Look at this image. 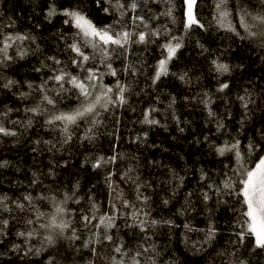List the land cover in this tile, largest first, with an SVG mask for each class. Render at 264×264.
I'll return each instance as SVG.
<instances>
[{"label": "snow or ice", "instance_id": "6c2138e0", "mask_svg": "<svg viewBox=\"0 0 264 264\" xmlns=\"http://www.w3.org/2000/svg\"><path fill=\"white\" fill-rule=\"evenodd\" d=\"M164 2L166 10L152 16L149 15L148 0H44V20L52 24L57 17L62 18L56 37L63 43V50L72 54L68 64L74 66L77 72L73 74L68 70L67 64L58 55L45 56L40 61L41 66L34 67L33 71H47L48 75L40 83H34L21 82L5 74L16 60L29 54L35 55L41 49L31 31L15 30L16 22L12 17L5 18L4 0H0V92L15 89L13 94L23 102L21 109L8 105L0 108V138L26 135L34 129L39 118L42 120L40 127L50 133L56 132L57 136L53 140L36 139L32 143L45 145L49 153L70 145L82 126L85 127L77 140L95 141L104 124L103 114L114 115V109L127 105L129 96L133 94L131 85L122 82L118 76V72L135 76L138 71L137 65L130 61L125 63L132 54V45L154 43V37L164 36L166 42L160 45L164 58L158 61L151 78L153 84L169 74L170 62L184 46V36L173 35L167 26L162 30L152 29L151 20L162 15L175 24L179 12L185 36L195 28L208 30L200 15L201 0ZM138 9L143 14H137ZM212 16V24L218 30L231 34V38L247 44L254 52L264 53V0H213ZM63 26H69L72 31L66 32ZM198 46L207 51L203 44ZM260 59L264 60V56ZM114 60H121L124 66L114 68ZM211 63L220 75L230 74L233 70L230 64L219 59ZM238 67L243 68V65ZM106 75L117 78L114 85L104 83ZM179 79L184 80L185 75H180ZM50 84L54 86L51 89ZM25 87L27 91L23 90ZM229 88L228 82H222L216 92L225 93ZM50 91L53 95H49ZM69 98L75 101V106L60 110L59 104ZM236 100L242 109L238 121L239 133L244 134L245 126L253 120L256 112L264 109H259L251 86L245 87ZM200 102L204 104L208 117L216 121V132L230 136L218 145H209L217 156L228 161H222L223 170L210 176L203 168L198 169V184L202 186L195 192L189 190L183 210H178L180 216L195 211L191 199L195 195L203 205L208 221L206 228L196 229L187 222L180 225L171 219L151 218L148 207L151 198L141 192V188H150L151 184L134 177L132 168L122 171V178L134 184L135 199L139 204L126 199L122 192L116 193L110 183L114 173L109 172L105 182L115 193L114 199L109 202L110 210L101 213L99 203L89 190L87 208H80L77 220L76 210H70L67 205L69 201L81 204L84 200L77 194L78 182L72 190L64 191L45 186L40 177H54V168L50 167L46 173H33L24 186L25 191L19 196L0 192V257L9 256L6 264H12V257L20 264H36L35 258H41L40 264H68L69 261L71 264H164V246L158 245L154 239V230L161 225L169 229L182 227L185 230L182 239L186 244L189 240L186 233H203L202 242H192L194 254L207 253L223 227L227 230V245L223 250H214L215 255L212 256L213 261L220 258V264H249L244 255L264 256V126L255 128L251 135H244L242 141L239 135H231L224 120L212 110L210 105L213 101L207 93L203 94ZM172 103H175L174 98ZM154 111L156 109L148 108L140 123L158 125L160 121L152 118ZM14 112L17 118L10 119ZM21 112L24 113L23 118H20ZM230 117L231 111L228 110L224 118ZM174 119L179 123L178 117ZM146 137L147 132L143 138ZM204 139L207 141L208 137ZM32 151L39 150L33 147ZM117 159L118 154L99 156L92 167L114 164ZM9 166L7 160L0 161V168ZM184 180L185 177L172 171L169 180V183L175 181L172 196L183 187ZM33 188L42 190L34 196L30 190ZM46 192L55 194L45 195ZM44 202L48 203L51 211L41 210L40 205ZM169 202L168 199L162 200L165 206ZM221 210L226 217L222 225L215 219ZM228 213H231L230 217ZM118 221L122 223L118 224ZM121 228L130 230L134 243L129 244L119 236ZM176 264L182 262L177 260Z\"/></svg>", "mask_w": 264, "mask_h": 264}, {"label": "trees", "instance_id": "16d2710c", "mask_svg": "<svg viewBox=\"0 0 264 264\" xmlns=\"http://www.w3.org/2000/svg\"><path fill=\"white\" fill-rule=\"evenodd\" d=\"M212 2L213 0H201L200 15L202 22L208 28L207 31L195 28L185 36L179 12L175 24L162 15L159 19L150 21L152 29L162 30L167 26L173 35L184 36V46L170 62L169 74L153 84L151 78L158 61L164 58L160 47L166 42L164 36L154 37V43L132 45V54L125 63L130 61L137 65L138 71L135 76L123 72H118V76L122 82L131 85L133 94L129 96L127 105L114 109V115L103 114L104 124L100 128L101 134L95 141L77 140L76 137L82 135L85 127L82 126L70 145H66L60 151L49 153L45 145L32 143L36 139L53 140L57 136L56 132L50 133L48 129L40 127L42 120L39 118L34 129L29 130L26 135L0 138V161L7 160L10 165L7 168H0V192L13 197L19 196L25 191L24 186L29 183L33 173H46L52 167L55 171L54 177L45 178L43 175L40 177L45 186L64 191L72 190L78 182L77 194L84 197V200L81 204L69 201L67 205L70 210H76L78 220L80 208L82 206L87 208L89 190L99 203L101 213L110 210L109 202L114 199L115 193L105 182L109 172L114 173L110 183L116 189V193L122 192L126 199L139 204L140 202L135 199L134 184L122 178V171L132 168L134 177L138 176L141 182L151 184L150 188H141V192L151 198L148 205L151 209V218L171 219L180 225L187 222L196 229L206 228L207 217L203 205L195 195L191 198L194 201L192 206L195 211L185 216L178 215V210H183L185 205L186 193L189 190L195 192L202 186L198 184V169L203 168L211 176L213 172L219 173L223 170L222 161L228 162L210 150V143L218 145L223 140L230 139V136L216 132V121L208 117L204 104L200 102L203 94L207 93L211 97L212 110L224 120L231 135H239L242 141L244 135H251L255 128L264 126V111H257L253 120L245 126V133L240 134L238 121L241 119L242 109L240 102L236 100L237 95L243 94L245 87L251 86L259 109H264V103H261L264 101V60L260 59L264 53L254 52L247 44L231 38V34L218 30L212 24ZM2 7L5 18L12 17L15 20V30L31 31L36 36L41 49L35 55L29 54L24 59L16 60L6 70L7 76L21 82L40 83L48 73L47 71L37 73L33 68L40 67V61L49 55H58V58L65 61L68 70L76 74L77 69L68 64L72 54L63 50V43L56 37L58 29L62 26V18L57 17L52 24L45 21L44 0H4ZM148 7L151 9L149 15L155 16L164 12L167 4L164 0H148ZM93 12L95 13V10ZM137 14L143 13L138 9ZM36 24L40 27L36 28ZM63 28L66 32L72 31L69 26ZM6 31L10 30L6 29ZM198 44H203L207 51H202ZM29 52L31 53V47ZM214 59L230 64L233 68L231 73L218 74L211 63ZM239 65H243V68L238 67ZM123 66L121 60H114V68L120 69ZM101 71L104 69L101 68ZM180 75H185V79L180 80ZM116 79L106 75L104 83L111 86L115 84ZM222 82H228L230 88L225 93H218L216 89ZM49 87L51 89L54 86L50 84ZM23 90L28 89L25 87ZM15 92V89L12 92H0V108L5 105L16 109L23 107V102L17 100L16 95L13 94ZM49 95L53 93L50 91ZM73 106L75 101L69 98L58 107L60 110H67ZM150 107L156 109L152 113V118L160 121L158 125L140 123ZM228 110L231 111V117L224 118ZM19 115L23 118L24 113L21 112ZM174 117L179 118V123ZM16 118L17 114L12 113L10 119ZM181 128L184 129L183 132L180 131ZM145 132L147 137L143 138ZM205 136L208 137L207 141L204 139ZM137 137L142 139L137 140ZM33 147H37L39 151L33 152ZM114 154H118L114 164H105L95 169L92 167L97 157H111ZM172 171L185 177L183 187L175 196L171 195L175 181L169 183ZM212 178L217 179L216 176ZM30 190L35 196L42 189ZM53 194L55 193H45V195ZM164 199L170 201L167 206L162 203ZM40 207L42 211H51L47 202ZM228 216L230 217L231 213H228ZM225 218L221 210L217 212L215 219L222 225ZM119 223L122 221H118ZM154 232L155 242L164 246V264H176L177 260L182 264H220V258L213 261L212 256L215 255L214 250H223L228 240L227 230L221 227L220 234L212 247L208 248L207 253L194 254L192 242H202L203 233L195 231L186 233L189 237L186 244L182 239L185 234L182 227L169 229L168 226L161 225ZM118 234L129 244L134 243L130 238L132 235L130 230L121 228ZM243 258L248 259L249 264H264V256L257 257L253 254L244 255ZM35 259L36 264H40L41 258ZM8 260V255L2 256L0 264H6ZM11 261L12 264H20L14 257ZM68 264H71V261Z\"/></svg>", "mask_w": 264, "mask_h": 264}]
</instances>
